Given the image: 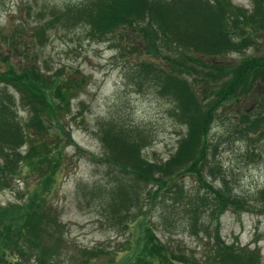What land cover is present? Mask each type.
Listing matches in <instances>:
<instances>
[{
    "label": "rangeland",
    "instance_id": "obj_1",
    "mask_svg": "<svg viewBox=\"0 0 264 264\" xmlns=\"http://www.w3.org/2000/svg\"><path fill=\"white\" fill-rule=\"evenodd\" d=\"M82 1L0 0V90H3L2 97L9 99L13 116L27 135V142L19 148L26 153L31 146L38 151L62 146L52 168V161L44 160L39 165L26 156L14 173L16 176H10L6 184L0 185V206L21 201L28 191L45 194L47 204L56 207V221L63 223L57 233H52V228L40 230L43 247L59 254V262L55 264H121L134 259L138 250L134 239L142 233L140 221L150 224L153 233L161 239H177L186 251L195 258L200 257L201 262L211 242L209 236L215 238L210 228L217 225L219 242L231 243L244 252L254 250L253 256L258 258L259 264H264V212L260 211L264 209V138L258 142L255 153L250 154L244 140L236 134L233 136L229 117L237 110L236 105L226 108L224 114H217L209 136L218 143L216 155L221 166L217 175L224 177L232 194L246 200V206L252 208L239 211L227 208L215 220L203 216L202 221L209 225L208 231L199 226L195 233L188 225L181 224L180 220L187 217L183 209L172 206L169 199L163 201L156 191L153 195L158 203L153 202L150 192L154 191V183L136 181L97 158L105 153L97 134L104 121L107 123L100 125L103 129L114 123L116 128L126 126L128 133L143 136L141 154L153 161H162L170 155L185 126L169 114L172 101L168 96L161 95L152 86L135 89L126 81L125 69L133 60L156 58L146 52L148 45L141 30L126 24L96 39L87 35L82 24L68 27L56 24L44 28V40L38 42L39 35L35 32L50 11L58 12ZM231 2L249 9L252 6V0ZM256 39L255 51L264 52V28L258 31ZM252 50L249 47L242 53L230 52L219 59L236 61ZM120 53L123 56H119ZM26 77H33L37 88L46 79L49 82L54 79L56 85L63 87L67 107L61 104V108L54 110V119L65 124L70 138L59 137L57 132L43 126L44 121L41 126L38 116L45 107L43 95L21 82ZM68 81L70 86L66 85ZM256 89L259 91L255 101L246 100V106L252 102L256 105L257 100H261L263 88ZM41 90L51 93V89ZM261 112L264 113V108ZM111 128L115 130L112 124ZM6 134L0 139L7 138ZM116 137H119L117 132ZM76 146L83 150H77ZM45 170L50 174L44 186L38 179ZM206 178L214 185L224 184L218 177ZM175 179L183 183L185 189L197 188L192 174L183 172ZM122 182L135 186L130 188L135 191L126 187L129 192L133 191L124 196L126 199L116 194ZM125 212L132 219L131 231L117 221L128 220ZM128 238L132 239L130 244ZM3 245L7 246V242ZM37 253L41 257V250ZM19 256L22 257L17 264H32L33 259L29 258L32 252L28 248Z\"/></svg>",
    "mask_w": 264,
    "mask_h": 264
},
{
    "label": "trees",
    "instance_id": "obj_2",
    "mask_svg": "<svg viewBox=\"0 0 264 264\" xmlns=\"http://www.w3.org/2000/svg\"><path fill=\"white\" fill-rule=\"evenodd\" d=\"M48 16L35 32L39 35L38 42L44 40L42 30L56 24L63 27L82 24L87 35L96 39L114 33L126 24L141 30L148 45L146 52L156 58L133 60L125 69L126 81L135 89L152 86L161 95L168 96L172 101L169 114L185 126L170 155L162 161H153L141 154L143 136L128 133L126 126L116 128L114 123L111 124L115 130L111 124L103 129L100 125L107 123L104 121L97 134L105 153L97 158L136 181L154 183V191L150 192L152 201L158 203L154 200L156 191L163 201L169 199L172 206L178 205L187 216L180 223L188 225L195 233L199 226L201 230H209V225L202 221L205 215L215 220L227 208L236 211L252 208L246 206V200L232 194L224 177L217 175L221 166L216 155L218 143L209 133L219 113L224 114L226 108L236 105L237 110L229 117L233 136L236 134L244 140L250 154L255 153L258 142L264 138V113L261 112L264 108V52L255 51L258 31L264 28V0H252L250 9L233 4L231 0H84L58 12L52 10ZM249 47L253 50L236 61L219 59L230 52L242 53ZM119 56L123 55L120 53ZM33 79L26 77L21 82L43 95L45 107L40 109L41 116H38L41 126L44 121L43 126L57 132L59 137L70 138L65 124L54 119V110L62 105L67 107L63 87L56 85L54 79L50 82L46 79L37 88ZM66 85L70 86L71 82ZM258 86L263 89L261 100L255 105ZM41 89H51V93ZM2 96L3 90H0V136L7 133V138L0 139V185L3 186L26 156L39 165L44 160L52 161V168L62 146L41 151L31 146L26 153L21 152L19 146L27 142V135L13 116L9 99ZM246 100L253 102L246 106ZM116 132L119 137L115 138ZM76 148L83 150L79 146ZM183 172L193 175L198 189H185L183 183L175 179ZM49 174V170H45L38 182L45 186ZM207 176L218 177L224 184L214 185ZM126 187L135 191L130 189L135 187L133 184L122 182L116 194L123 198L129 196L133 191L129 192ZM260 211L264 212V209ZM125 214L128 220L116 219L120 226L131 231V216L128 212ZM57 217L56 207L47 204L45 194L37 190L28 191L21 201L0 206V264H17L22 257L19 255L27 248L32 252L29 256L33 259L32 264L58 263L57 251L48 252L40 237L42 228H52V233L59 231L63 223L56 221ZM138 225L142 226V233L134 239L138 245L135 258L121 264H211L212 261L213 264H259L258 258L253 256L254 250L244 252L231 243L219 242L217 225L210 228L215 238L209 236L211 242L201 257L202 262L198 260L200 257L195 258L186 251L177 239H161L155 235L146 221H140ZM131 240L128 238L127 242ZM3 242H7V246ZM38 250H41V257Z\"/></svg>",
    "mask_w": 264,
    "mask_h": 264
}]
</instances>
